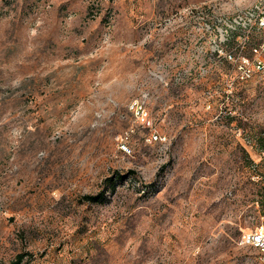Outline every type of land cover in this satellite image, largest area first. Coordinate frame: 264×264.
<instances>
[{"label": "rangeland", "instance_id": "rangeland-1", "mask_svg": "<svg viewBox=\"0 0 264 264\" xmlns=\"http://www.w3.org/2000/svg\"><path fill=\"white\" fill-rule=\"evenodd\" d=\"M260 1L0 0V264H264Z\"/></svg>", "mask_w": 264, "mask_h": 264}, {"label": "built area", "instance_id": "built-area-1", "mask_svg": "<svg viewBox=\"0 0 264 264\" xmlns=\"http://www.w3.org/2000/svg\"><path fill=\"white\" fill-rule=\"evenodd\" d=\"M248 15L252 22L245 26V28H248V31L252 26L259 29L264 28V0L257 2L248 11ZM250 54V56H242L238 60L237 68L239 71V78L249 79L257 74L264 90V41L253 44ZM229 58H232V55H229ZM260 158L264 161V147H261ZM239 243L257 248L263 255L264 261V222L255 228L243 231Z\"/></svg>", "mask_w": 264, "mask_h": 264}, {"label": "trees", "instance_id": "trees-1", "mask_svg": "<svg viewBox=\"0 0 264 264\" xmlns=\"http://www.w3.org/2000/svg\"><path fill=\"white\" fill-rule=\"evenodd\" d=\"M261 145V147H264V144H263V142L260 144ZM118 176V175H117ZM116 179V178H115ZM110 182H109V184L111 183V184H113V180H109ZM113 185H115V184H113ZM102 194H86V195H84L83 197H82V199L84 200V201H87V202H90V203H96V202H98V201H100L101 199H102ZM23 258H24V254H21V253H19L16 257H15V259L14 260H12L10 263H8V264H21V262L23 261Z\"/></svg>", "mask_w": 264, "mask_h": 264}]
</instances>
